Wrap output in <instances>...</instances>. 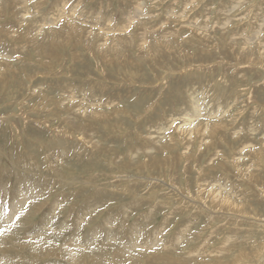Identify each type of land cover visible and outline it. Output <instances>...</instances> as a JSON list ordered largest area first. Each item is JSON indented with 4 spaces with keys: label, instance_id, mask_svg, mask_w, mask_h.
Wrapping results in <instances>:
<instances>
[{
    "label": "rangeland",
    "instance_id": "1",
    "mask_svg": "<svg viewBox=\"0 0 264 264\" xmlns=\"http://www.w3.org/2000/svg\"><path fill=\"white\" fill-rule=\"evenodd\" d=\"M0 264H264V0H0Z\"/></svg>",
    "mask_w": 264,
    "mask_h": 264
},
{
    "label": "bare ground",
    "instance_id": "2",
    "mask_svg": "<svg viewBox=\"0 0 264 264\" xmlns=\"http://www.w3.org/2000/svg\"><path fill=\"white\" fill-rule=\"evenodd\" d=\"M226 203H227V202H226ZM228 207H229V208H230V207L233 208V206H232V204H231L230 202L228 203ZM231 210L235 211V209H231Z\"/></svg>",
    "mask_w": 264,
    "mask_h": 264
}]
</instances>
